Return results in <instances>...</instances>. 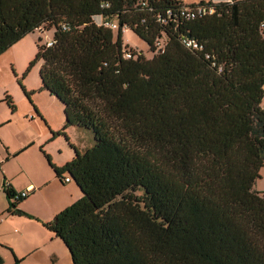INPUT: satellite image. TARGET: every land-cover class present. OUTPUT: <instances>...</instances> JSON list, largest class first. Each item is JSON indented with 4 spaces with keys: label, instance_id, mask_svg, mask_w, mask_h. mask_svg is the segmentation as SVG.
<instances>
[{
    "label": "trees",
    "instance_id": "1",
    "mask_svg": "<svg viewBox=\"0 0 264 264\" xmlns=\"http://www.w3.org/2000/svg\"><path fill=\"white\" fill-rule=\"evenodd\" d=\"M195 5L0 0V55L37 29L53 31L54 44L39 37L30 64L43 62L40 90L64 105L53 136L68 139L72 126L94 133L95 144L73 145L63 166L46 154L83 193L44 223L73 264H264V191L255 188L264 168V0L217 2L215 14L194 19L179 13ZM124 27L152 58L123 57ZM183 35L203 50L187 48ZM4 189L11 212L33 218Z\"/></svg>",
    "mask_w": 264,
    "mask_h": 264
},
{
    "label": "crops",
    "instance_id": "2",
    "mask_svg": "<svg viewBox=\"0 0 264 264\" xmlns=\"http://www.w3.org/2000/svg\"><path fill=\"white\" fill-rule=\"evenodd\" d=\"M183 1L191 5L201 0ZM222 1L231 0H215ZM36 31L41 32V29ZM62 106L64 108L63 103ZM36 111L43 119L40 137L26 134L18 141H10L0 129V264H73L68 247L44 223L80 199L83 193L77 183L65 181L66 175L61 178L51 165L52 162L60 167L73 159L71 154L64 159L58 158L48 148L49 143L58 137H54L53 132L61 130L65 122L62 127L53 124L45 119L46 114ZM3 123L0 121V126ZM15 135L17 137L19 133ZM46 154L50 155L51 162ZM257 182L255 188L264 191L256 187ZM5 184L15 192L31 189L30 195L18 204V208L33 218L11 212V200L4 189Z\"/></svg>",
    "mask_w": 264,
    "mask_h": 264
},
{
    "label": "rangeland",
    "instance_id": "3",
    "mask_svg": "<svg viewBox=\"0 0 264 264\" xmlns=\"http://www.w3.org/2000/svg\"><path fill=\"white\" fill-rule=\"evenodd\" d=\"M192 1L197 0H187L186 2ZM95 20L100 23L103 18L97 16ZM39 37L42 39L41 43H45L53 37V31L43 28L41 32H31L0 55V121L5 122L0 126V129L10 141H18L26 134L40 137V133H43L41 125L43 119L40 118L36 109L46 114L45 119L49 120L48 122L61 125V127L65 122L62 102L58 98L52 97L48 91L40 90L42 62L39 61L30 67L38 51ZM123 40L129 47L141 51L145 57L152 58L154 56V52L150 50L147 42L132 30H125ZM8 95L15 106L14 108L6 100ZM33 116L34 118H32ZM16 132L19 133L17 137ZM66 133L69 140L65 135H61L49 143L48 148L58 158H67L70 154L74 157L73 145L83 151L95 144L94 133L90 129L72 126L66 130ZM0 147H2L1 141ZM74 183L76 182L74 181ZM256 187L264 190V169L263 177L258 180ZM141 193V190L137 191V194Z\"/></svg>",
    "mask_w": 264,
    "mask_h": 264
},
{
    "label": "built area",
    "instance_id": "4",
    "mask_svg": "<svg viewBox=\"0 0 264 264\" xmlns=\"http://www.w3.org/2000/svg\"><path fill=\"white\" fill-rule=\"evenodd\" d=\"M217 2L215 0H203L197 3L193 7H182L180 10L181 16H183L186 19H194L196 17H202V16H207V15H212L216 13V5ZM145 5V3H143ZM103 6H108V4H104ZM172 10H168V15L172 14ZM103 18V17H102ZM161 22H165L164 19L160 18ZM104 26L109 27L112 29L114 32H117L119 30V25L116 21H112L108 18H103L102 22ZM261 29L264 30V22L261 23ZM64 28L67 29L69 26L64 25ZM124 32L126 30V27L123 28ZM55 40L54 37L48 39L45 44L47 46H52L54 44ZM181 42L189 49L194 50V51H202L203 50V45L195 38L189 36V35H183L181 38ZM126 43L124 44V55L123 57L125 59H131V58H137L139 55L143 54L141 51H139L136 48H131V47H126ZM157 47L159 50L164 51V42L160 41L157 43ZM207 59H211L212 66L217 68L218 72L223 71V65L219 64L217 61H215L210 54H206ZM72 178L69 175H66L65 181H71ZM8 185V184H7ZM31 189H27L25 191L21 192H15L14 195L12 196L13 201H18L22 198H26L27 196L30 195Z\"/></svg>",
    "mask_w": 264,
    "mask_h": 264
}]
</instances>
